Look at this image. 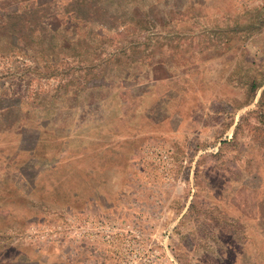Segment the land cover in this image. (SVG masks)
<instances>
[{
    "label": "rangeland",
    "instance_id": "374dc122",
    "mask_svg": "<svg viewBox=\"0 0 264 264\" xmlns=\"http://www.w3.org/2000/svg\"><path fill=\"white\" fill-rule=\"evenodd\" d=\"M143 4L114 84L0 57V260L264 264V0Z\"/></svg>",
    "mask_w": 264,
    "mask_h": 264
},
{
    "label": "trees",
    "instance_id": "16d2710c",
    "mask_svg": "<svg viewBox=\"0 0 264 264\" xmlns=\"http://www.w3.org/2000/svg\"><path fill=\"white\" fill-rule=\"evenodd\" d=\"M146 1L152 0H0V57L18 54L46 76L58 68L64 73L73 70L77 56L78 69L98 68L114 84L118 76L113 72L125 54L120 50L113 58L95 62L103 44L97 40L122 42L137 36L141 18L153 17ZM62 58L70 60L63 63ZM45 98L40 96L39 102ZM4 117L5 108L0 107V134L12 129ZM10 161L5 162V173L12 175L18 165ZM65 262L75 264L74 259Z\"/></svg>",
    "mask_w": 264,
    "mask_h": 264
},
{
    "label": "crops",
    "instance_id": "0c3cea01",
    "mask_svg": "<svg viewBox=\"0 0 264 264\" xmlns=\"http://www.w3.org/2000/svg\"><path fill=\"white\" fill-rule=\"evenodd\" d=\"M27 252H20L16 254L14 259L0 260V264H21V261L26 264H66V262L60 259L57 255H43L36 248L29 246ZM24 258L25 260H21Z\"/></svg>",
    "mask_w": 264,
    "mask_h": 264
}]
</instances>
